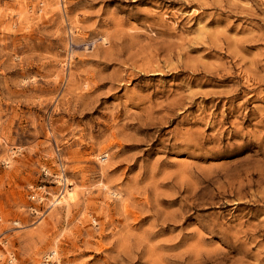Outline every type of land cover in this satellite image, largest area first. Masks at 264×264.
Here are the masks:
<instances>
[{
	"label": "rangeland",
	"instance_id": "1",
	"mask_svg": "<svg viewBox=\"0 0 264 264\" xmlns=\"http://www.w3.org/2000/svg\"><path fill=\"white\" fill-rule=\"evenodd\" d=\"M9 259L264 264V0H0Z\"/></svg>",
	"mask_w": 264,
	"mask_h": 264
},
{
	"label": "bare ground",
	"instance_id": "2",
	"mask_svg": "<svg viewBox=\"0 0 264 264\" xmlns=\"http://www.w3.org/2000/svg\"><path fill=\"white\" fill-rule=\"evenodd\" d=\"M64 1V0H63ZM75 197V195L73 194V192L69 191V194L67 195V198L69 199H73ZM65 201V195L58 200V203L61 204ZM67 201V200H66Z\"/></svg>",
	"mask_w": 264,
	"mask_h": 264
},
{
	"label": "built area",
	"instance_id": "3",
	"mask_svg": "<svg viewBox=\"0 0 264 264\" xmlns=\"http://www.w3.org/2000/svg\"><path fill=\"white\" fill-rule=\"evenodd\" d=\"M33 193V192H32ZM30 196H32L31 194H30ZM34 198H36V197H34ZM50 257L49 256H47L46 258H45V262L46 263H48L49 261H50V259H49ZM45 263V264H46ZM8 264H13V262H12V260L11 259H9V263Z\"/></svg>",
	"mask_w": 264,
	"mask_h": 264
}]
</instances>
